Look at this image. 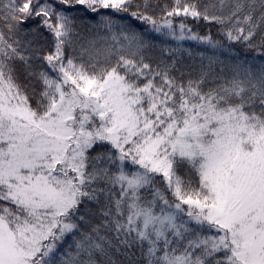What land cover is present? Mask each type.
<instances>
[{
    "label": "snow or ice",
    "instance_id": "1",
    "mask_svg": "<svg viewBox=\"0 0 264 264\" xmlns=\"http://www.w3.org/2000/svg\"><path fill=\"white\" fill-rule=\"evenodd\" d=\"M0 264H264V0H0Z\"/></svg>",
    "mask_w": 264,
    "mask_h": 264
},
{
    "label": "trees",
    "instance_id": "2",
    "mask_svg": "<svg viewBox=\"0 0 264 264\" xmlns=\"http://www.w3.org/2000/svg\"><path fill=\"white\" fill-rule=\"evenodd\" d=\"M161 3H169L170 4L171 3V0H161ZM73 14L76 15V16H78V17L79 16H87V15H89V13H87V11L84 9L83 6H77V8L73 10ZM201 31H203L202 28H201ZM215 31L216 30L213 29V34L214 35H215ZM217 38H219V37H217ZM186 46L187 47H191L194 50H200L192 42H186ZM234 47L236 48V50H237V52L239 54H242V55L246 54V55H249V56L253 54L252 52H249V51L245 50L242 45L237 44V45H234Z\"/></svg>",
    "mask_w": 264,
    "mask_h": 264
}]
</instances>
